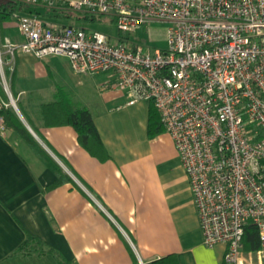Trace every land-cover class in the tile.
<instances>
[{"label": "crops", "instance_id": "0c3cea01", "mask_svg": "<svg viewBox=\"0 0 264 264\" xmlns=\"http://www.w3.org/2000/svg\"><path fill=\"white\" fill-rule=\"evenodd\" d=\"M15 1L16 13L70 23L52 19L55 9ZM0 42L7 54L6 43L24 42L15 15ZM5 63L18 114L71 180L49 188L58 179L53 165L16 131H0V264H150L169 254L180 264H226L225 245L204 243L173 139L149 135L150 101L129 104L124 90L106 85L110 74H79L64 56L18 51ZM59 99L92 112L108 159L89 153L73 126L44 123L41 106ZM242 264L264 259L244 251Z\"/></svg>", "mask_w": 264, "mask_h": 264}, {"label": "built area", "instance_id": "2783aa9c", "mask_svg": "<svg viewBox=\"0 0 264 264\" xmlns=\"http://www.w3.org/2000/svg\"><path fill=\"white\" fill-rule=\"evenodd\" d=\"M20 1L111 16L125 37L152 21L169 23L168 47L152 50L15 13L24 42L6 46L13 55L67 57L79 74H110L106 85L124 90L129 104L153 102L189 178L204 243L225 245V263L242 264L252 222L264 259V0Z\"/></svg>", "mask_w": 264, "mask_h": 264}, {"label": "trees", "instance_id": "16d2710c", "mask_svg": "<svg viewBox=\"0 0 264 264\" xmlns=\"http://www.w3.org/2000/svg\"><path fill=\"white\" fill-rule=\"evenodd\" d=\"M19 9L20 5L15 0H0V28H2L4 21L13 18L14 14L19 11ZM52 12L51 18L54 20L66 19L68 22H70L76 20L75 18H80L76 15V13L73 12L64 11L58 13L57 10H52ZM68 24L73 25V22ZM5 70L7 72L9 71L7 68ZM12 78H15V71H13ZM12 93L14 98L17 99V94L13 90ZM0 96L3 97L6 102H9L8 95L1 82ZM151 103L152 104L149 111V135L151 137H155L161 132L165 131V128L161 121V116L158 109L153 102ZM0 117L4 119L6 129L16 131L22 139H24L31 147L36 149L43 157L46 158L47 161L53 165L55 171L57 172L58 179L53 184H51L49 188L57 187L71 180V178L63 171L62 167L42 147L13 106L10 105L8 107L4 106L0 108ZM41 117L47 126H73L78 133L80 144L89 153L100 160H106L109 158V153L104 145L93 114L88 108L76 107L69 100L59 99L54 102L43 104L41 106ZM31 240L32 239L29 238L23 247L28 245ZM260 247L261 241L258 228L256 225H254V223L249 222L246 225L244 235V249L248 252H254L258 251ZM150 264H180V261L176 254H169L154 260Z\"/></svg>", "mask_w": 264, "mask_h": 264}, {"label": "rangeland", "instance_id": "374dc122", "mask_svg": "<svg viewBox=\"0 0 264 264\" xmlns=\"http://www.w3.org/2000/svg\"><path fill=\"white\" fill-rule=\"evenodd\" d=\"M75 13L80 18H75L76 20L70 21L73 22V24L85 27L87 30H96V31L104 32L109 36H111L114 40L122 38L125 44L130 48L137 45L150 46L152 50H155L157 48L165 49L168 47L167 29L169 27V23L167 22L152 21L151 23L143 24L136 31L128 33V35L125 37L124 33H121L118 30L116 23L111 16L108 15L93 16L90 14L87 15L85 13H78V12ZM59 20H62V22H68L66 19H59ZM5 49L6 48L3 47L2 43L0 42V53H1L0 81L2 85H4V87L6 86H5V81L3 80V76H5L4 78L7 81V86L9 84L8 76L5 71L6 66L7 65L9 66V64L5 63V56L6 55L11 56L10 53L8 54L5 53ZM11 65L12 63L10 64V66ZM6 92L9 98L8 103H10V99H11L10 94H12V92L10 90Z\"/></svg>", "mask_w": 264, "mask_h": 264}, {"label": "water", "instance_id": "95a60500", "mask_svg": "<svg viewBox=\"0 0 264 264\" xmlns=\"http://www.w3.org/2000/svg\"><path fill=\"white\" fill-rule=\"evenodd\" d=\"M10 103L11 105L16 109V111L20 114L19 112V109H18V106H17V103H16V100L14 99V97H11L10 99ZM32 131V130H31ZM36 136V135H35Z\"/></svg>", "mask_w": 264, "mask_h": 264}]
</instances>
